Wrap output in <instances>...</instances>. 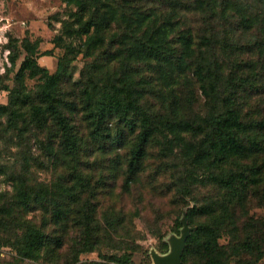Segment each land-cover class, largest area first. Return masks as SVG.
<instances>
[{"label": "rangeland", "instance_id": "rangeland-1", "mask_svg": "<svg viewBox=\"0 0 264 264\" xmlns=\"http://www.w3.org/2000/svg\"><path fill=\"white\" fill-rule=\"evenodd\" d=\"M160 1L103 0L99 5L100 11L96 13L95 8L89 9L92 0H0V106L8 104L9 92L16 88L15 75L28 57L38 58L40 67L50 74H58L64 83L62 85H82L84 81L86 84L91 81L89 87L92 84L101 85L104 80H118L122 63L128 66H123L125 74L129 73L128 70L132 71L129 74L134 80L133 85L138 84L140 76L155 85L158 74L137 57L126 58V46L122 42L129 37L128 34L133 36L128 23L133 30L136 29L139 37L151 29L153 17L146 18L142 12H156L159 16V11H164ZM232 2L237 4L235 9L231 13L224 10L214 26L217 34L228 33L226 45L218 52V60L240 64L245 74H254L264 87V50L260 48L264 43V30L259 24L248 30L242 29L244 25L239 18L245 13L244 0ZM255 13L253 7L251 15ZM89 14H98L99 17L103 14L106 23L100 31L91 29L90 33L84 34L82 31ZM183 14L178 16L183 28L190 27L195 34L204 32L205 26L199 18L191 12ZM43 53L48 56L39 57ZM181 78L178 76V79ZM23 80L26 91L32 99H36L40 92V77L26 75ZM176 80L166 85L165 90L174 87ZM179 87H175L177 102L180 101ZM67 93L66 99H71L72 93ZM143 96L139 108L155 122L156 129L161 130L159 134L163 135L156 136L147 146L142 172L127 190L124 188L126 162L135 135L141 128H137L134 135L125 131L122 145L111 149L108 143L96 144L91 140L90 129L81 114L74 118L82 138L79 152L88 163L80 162L74 166L88 179L90 186L91 193H84L82 200L90 204L91 218L86 221L92 228L93 237L88 239L92 244L91 252L82 253L76 259L75 254L80 249L77 244L85 242L84 234L82 230L68 228L64 241L66 246L61 251H46L27 258L10 245H0V264H114L107 258L121 256L128 257L132 264H154L152 256L168 255L173 240L181 237L184 226L189 229V237L196 231L197 225L204 222V217L189 220L186 214L194 207L201 208L221 201L223 191L218 181L221 171L214 165H193L183 149L185 144H193L202 138L200 130L203 127L199 125L200 129L195 131L198 137L195 138L185 132L172 134L161 124L164 120L177 121L173 113L166 112L168 95L159 97L143 92ZM194 96L199 100L196 105L180 108V101L179 106L173 107L182 121L196 122L206 115L209 107L200 91H194ZM249 96L260 103L264 92L251 91ZM74 101L77 106L80 105L78 97ZM110 122L113 131L118 128L115 122ZM49 139L47 132L32 124L24 127L20 117L9 119L0 115V205L15 209L12 207L16 204L14 183L18 180L34 188L50 187L61 178L71 180L69 174H75L71 167L74 163L68 158H60L59 141ZM49 144L53 145L54 152L46 149ZM248 194L250 203L242 211L236 209L239 229L242 222L249 219L264 222L262 189L249 191ZM18 214L46 232L56 230L50 216L40 210L18 211ZM11 234V228H0V244L11 242ZM219 237L220 245L228 243L225 231L219 233ZM71 243L76 246L70 247ZM241 260L243 257L231 258L227 264H238ZM186 262L197 264L193 256L187 257Z\"/></svg>", "mask_w": 264, "mask_h": 264}, {"label": "trees", "instance_id": "trees-1", "mask_svg": "<svg viewBox=\"0 0 264 264\" xmlns=\"http://www.w3.org/2000/svg\"><path fill=\"white\" fill-rule=\"evenodd\" d=\"M186 1L189 3L161 0L164 11L158 10L159 16L156 12H142L144 17L153 18L151 29L140 37L136 29L127 24L133 36L128 34L129 37L122 42L126 46V58L137 57L155 71L159 78L155 85L159 87L141 76L138 84L133 85L132 71L128 70L131 74H125L124 67L128 66L123 63L118 80H104L101 85L92 84L89 87L91 81L88 84L84 81L82 85H62L64 83L58 74H50L38 65V58L28 57L24 60L15 75L16 88L10 90L8 104L0 106V115L9 119L20 117L24 127L32 124L47 132L49 141L57 139L61 150L59 157L63 160L68 158L74 163L71 167L75 174H69L71 180L61 178L50 187L34 188L22 180L15 182L16 204L12 206L15 209L0 205V228H11L12 232L11 244L4 242L1 246L10 245L27 258L46 251L54 253V250L61 251L66 246L65 237L68 228H71L82 230L85 238V242L77 244L80 249L75 254L76 259L82 253L91 252L92 244L88 239L93 237L92 228L86 221L91 218L90 204L82 200L84 193H91L90 186L88 179L74 166L80 162L88 163L79 152L82 138L74 118L81 114L90 129L91 140L96 144L108 143L111 149L122 145L125 131L134 135L137 128H141L135 135L126 162L124 188L127 190L142 172L147 146L156 136L163 135L159 134L161 130L156 129L155 122L139 108L143 92H149L159 97L168 95L166 112L173 113L177 121L164 120L161 124L172 134L185 132L195 138L198 137L195 131L200 129L199 125L203 127L200 140L183 146L185 154L192 159L191 163L198 167L214 165L221 171L218 180L223 191L221 201L187 211V219L204 217L205 220L188 237L182 255L183 264H187V257L190 256L195 257L197 264H227L229 259L236 257H243L238 264L264 262V222L249 219L242 222L239 229L240 220L236 216L237 208L242 211L250 203L247 197L249 191L262 189L264 195V97L257 103L249 96L251 91L264 92V87L254 74H245L240 64L218 60V52L226 45L228 33L217 34L214 26L224 10L231 13L237 4H233L232 0ZM102 3L103 0H92L89 9L95 8L98 13ZM244 7L245 13L239 18L244 25L242 29L248 30L254 24H259L264 30V0H244ZM253 7L255 15H251ZM182 10L199 18L205 26L204 32L195 34L190 27L183 28L178 17L181 13L184 15ZM85 22L84 34L90 33L91 29L98 32L106 23L103 14L100 17L89 14ZM260 48L264 50V43ZM45 56L48 54L43 53L39 57ZM113 59L116 60V57ZM26 75L40 77V92L36 99H32L25 89L23 79ZM178 76L182 78L178 79ZM175 80V86L166 91V85L173 84ZM175 87H179L180 108L196 105L199 100L194 96V91H200L209 107L200 121L179 119V112L173 108L180 104ZM67 91L72 93L71 99H66ZM76 97L79 106L75 104ZM110 120L118 126L114 131ZM47 148L54 152L53 145L49 144ZM31 210L48 214L56 230L46 232L18 214V211ZM224 231L229 241L226 245H220L219 233ZM69 245L76 246L75 243ZM107 260L114 264H132L125 256Z\"/></svg>", "mask_w": 264, "mask_h": 264}, {"label": "water", "instance_id": "water-1", "mask_svg": "<svg viewBox=\"0 0 264 264\" xmlns=\"http://www.w3.org/2000/svg\"><path fill=\"white\" fill-rule=\"evenodd\" d=\"M188 235L189 229L184 226L181 237L173 240L171 251L168 255L162 257H159L157 255L152 256L154 264H181V256Z\"/></svg>", "mask_w": 264, "mask_h": 264}]
</instances>
